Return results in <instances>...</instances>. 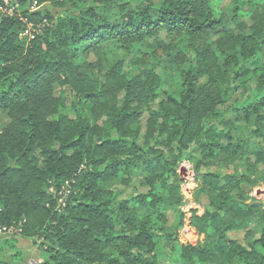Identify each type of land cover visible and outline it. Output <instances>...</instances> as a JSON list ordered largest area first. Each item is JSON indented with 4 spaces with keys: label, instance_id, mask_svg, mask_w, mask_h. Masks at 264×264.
<instances>
[{
    "label": "trees",
    "instance_id": "16d2710c",
    "mask_svg": "<svg viewBox=\"0 0 264 264\" xmlns=\"http://www.w3.org/2000/svg\"><path fill=\"white\" fill-rule=\"evenodd\" d=\"M18 2L48 24L27 41L0 15V224L22 229L0 254L264 264V0ZM184 160L204 207L187 244Z\"/></svg>",
    "mask_w": 264,
    "mask_h": 264
},
{
    "label": "rangeland",
    "instance_id": "374dc122",
    "mask_svg": "<svg viewBox=\"0 0 264 264\" xmlns=\"http://www.w3.org/2000/svg\"><path fill=\"white\" fill-rule=\"evenodd\" d=\"M21 6L19 9L20 16H23L20 13ZM39 7H35L38 9ZM33 9V10H35ZM50 11L55 15H58L64 11L63 8L50 7ZM3 15V14H0ZM46 21L33 22L35 25L32 28L28 29V26L23 29L20 37L30 41L34 39L38 34L43 31V28L48 24ZM45 23V25H44ZM119 56V55H118ZM70 93V91H68ZM178 173L182 181V191L185 196V203L182 206V211L186 213L185 224L183 228L180 230V242L183 244H187L189 242H195L197 240L196 231L191 226L190 221L192 217L191 210L197 209L198 213L202 214L204 212V207L194 202V195L197 188L200 186V183L195 179L194 167L193 164L184 160L180 163L178 168ZM70 190V186L67 184L63 188L61 194H67ZM261 190L262 192H259ZM252 198L259 200L264 203V183H260L256 187L253 188L251 192ZM231 237L238 238L242 240L243 231H236L231 233ZM204 236H202V239ZM41 240H38L36 243L33 240H28L24 242H20V248H17L16 251L10 252V256L6 257V260L10 264H40L43 261V249L41 247ZM9 253V251H8ZM162 264H167L165 260H161Z\"/></svg>",
    "mask_w": 264,
    "mask_h": 264
},
{
    "label": "built area",
    "instance_id": "2783aa9c",
    "mask_svg": "<svg viewBox=\"0 0 264 264\" xmlns=\"http://www.w3.org/2000/svg\"><path fill=\"white\" fill-rule=\"evenodd\" d=\"M19 9H20V3L18 2V0H0V14L9 15V16H19L20 19L23 22H25V24L28 26L27 30H29V28L34 27L35 24L33 22H30L23 16L18 15ZM45 23H47V21ZM21 231L22 229L20 226L19 227L5 226V225L0 224V236L1 237H7V236L10 237L13 234L20 233Z\"/></svg>",
    "mask_w": 264,
    "mask_h": 264
},
{
    "label": "crops",
    "instance_id": "0c3cea01",
    "mask_svg": "<svg viewBox=\"0 0 264 264\" xmlns=\"http://www.w3.org/2000/svg\"><path fill=\"white\" fill-rule=\"evenodd\" d=\"M21 242V241H20ZM20 242H18L17 244V248H20ZM14 250H10L9 253L7 251V253L5 254H0V264H10L7 260H6V257L7 256H10V252H13ZM16 251V250H15Z\"/></svg>",
    "mask_w": 264,
    "mask_h": 264
},
{
    "label": "water",
    "instance_id": "95a60500",
    "mask_svg": "<svg viewBox=\"0 0 264 264\" xmlns=\"http://www.w3.org/2000/svg\"><path fill=\"white\" fill-rule=\"evenodd\" d=\"M194 173H195V170H194ZM259 192H262L261 190H259Z\"/></svg>",
    "mask_w": 264,
    "mask_h": 264
}]
</instances>
